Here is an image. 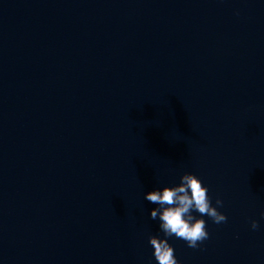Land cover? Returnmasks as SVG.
I'll return each instance as SVG.
<instances>
[{
    "label": "water",
    "instance_id": "1",
    "mask_svg": "<svg viewBox=\"0 0 264 264\" xmlns=\"http://www.w3.org/2000/svg\"><path fill=\"white\" fill-rule=\"evenodd\" d=\"M185 173L227 221L179 264H264V0H0V264H157Z\"/></svg>",
    "mask_w": 264,
    "mask_h": 264
},
{
    "label": "clouds",
    "instance_id": "2",
    "mask_svg": "<svg viewBox=\"0 0 264 264\" xmlns=\"http://www.w3.org/2000/svg\"><path fill=\"white\" fill-rule=\"evenodd\" d=\"M209 189L202 180L193 173L180 176L179 183L148 191L144 199L156 205L149 212L153 221H158V228L163 234L149 237L148 243L153 249V257L157 264H179L170 245V238L182 239L187 247L196 249L209 239L204 216L215 224L227 221L226 215L218 209L224 206L219 198L212 204L208 195ZM264 219V213H261ZM259 227L258 221L251 222L252 230Z\"/></svg>",
    "mask_w": 264,
    "mask_h": 264
}]
</instances>
